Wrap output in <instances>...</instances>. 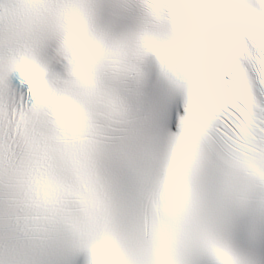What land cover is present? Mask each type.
Listing matches in <instances>:
<instances>
[{"label":"snow or ice","instance_id":"1","mask_svg":"<svg viewBox=\"0 0 264 264\" xmlns=\"http://www.w3.org/2000/svg\"><path fill=\"white\" fill-rule=\"evenodd\" d=\"M0 264H264V0H0Z\"/></svg>","mask_w":264,"mask_h":264}]
</instances>
